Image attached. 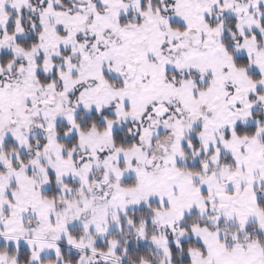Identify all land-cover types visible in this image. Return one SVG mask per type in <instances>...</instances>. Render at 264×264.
<instances>
[{
	"label": "snow or ice",
	"instance_id": "1",
	"mask_svg": "<svg viewBox=\"0 0 264 264\" xmlns=\"http://www.w3.org/2000/svg\"><path fill=\"white\" fill-rule=\"evenodd\" d=\"M0 264H264V0H0Z\"/></svg>",
	"mask_w": 264,
	"mask_h": 264
}]
</instances>
